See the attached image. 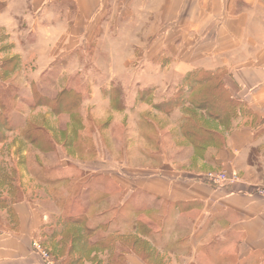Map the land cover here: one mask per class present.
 <instances>
[{
  "label": "rangeland",
  "instance_id": "1",
  "mask_svg": "<svg viewBox=\"0 0 264 264\" xmlns=\"http://www.w3.org/2000/svg\"><path fill=\"white\" fill-rule=\"evenodd\" d=\"M130 1L107 0V5L96 12L86 31L80 19L74 26L77 12H67L69 5L62 4L60 19L55 24L50 26L43 19L42 39L38 43L43 52L32 61H22L26 74L0 77L5 111L13 114L17 122L0 144V169L5 173L0 176V182L8 186L4 191L10 193L12 200H17L24 192L35 209L48 214L37 243L45 246L60 264L70 262L67 258L69 243H60L66 213L82 216V228L93 230L85 247H80V243L76 245V252L83 254L77 264L105 262V254L109 256L108 264L116 261L123 264L116 258L129 251L126 246H130L133 239L139 237L142 241L152 237L146 227L137 226H145L149 216L154 226L162 227L165 212L177 209L175 205L166 211L161 204L159 215L154 216L152 211L147 213L145 192L140 190L132 195L135 204H125L122 210H114L116 205L110 202L118 192L114 185L116 177L140 184L153 169V174L161 179L173 174L167 167L177 163L178 156L170 153L169 148L182 144L171 132L178 129L180 119L192 112L181 99L177 108L173 103L171 107L163 105L177 96L178 90L184 89L188 82L173 77L162 80L154 71L163 64L170 49V46L163 48V38H158L164 30L160 23L161 11L122 10L118 6ZM66 15L70 16L68 22L64 19ZM51 27L56 28L53 34ZM170 37L179 38L177 27L172 28ZM13 62V66H17V61ZM34 71H41V75ZM218 75L222 82L220 89L226 91L219 97V104L225 107L220 122L226 126L238 110L242 111V106L231 100L234 88L227 76ZM30 82L33 83L31 88ZM206 86L194 88L191 96L200 92L208 94V106L213 107L216 102L212 96L217 93ZM180 96L189 97L183 93ZM157 104L163 106H155ZM54 109L59 113H52ZM177 110L181 112L178 120L172 117ZM163 115L167 116L165 120ZM25 122L35 123L33 128L27 129L38 137L35 145L25 143L26 154L20 156L12 148L19 141L24 142L17 138L16 126L22 128ZM187 126L197 131L200 138L204 136L198 132L201 127L194 120ZM37 129H43L45 137L39 135ZM202 129L212 130L210 121H206ZM46 139L51 141L49 145ZM197 140L183 138L182 142L200 153L202 146ZM43 146L45 151H40ZM19 164L25 169L21 177L17 170ZM24 177L25 190L22 191ZM128 236L129 239H122ZM104 239L108 245L105 243L102 247L107 250L90 247Z\"/></svg>",
  "mask_w": 264,
  "mask_h": 264
},
{
  "label": "crops",
  "instance_id": "2",
  "mask_svg": "<svg viewBox=\"0 0 264 264\" xmlns=\"http://www.w3.org/2000/svg\"><path fill=\"white\" fill-rule=\"evenodd\" d=\"M106 2L0 0V74L7 71L1 66L4 60L17 61L7 76L26 74L22 61L43 52L38 48L43 19L50 26L55 24L62 4L69 5L67 12H77L74 26L80 19L86 31ZM118 6L122 10L161 11L164 30L158 38H163V48L170 46L165 61L154 70L162 80L173 77L181 81L192 71L222 73L234 88L231 100L242 106L226 126L206 120L216 138L203 145L200 153L182 142L185 137L179 128L173 130V137L182 145L169 148L178 156V162L167 167L171 176L158 178L153 169L140 184L116 177L119 195L110 198L114 210L134 205L132 195L138 190L145 192L144 209L154 216L159 215L161 204L166 211L177 205L175 212H165L162 227L154 226L148 216L142 225L152 235L142 240L146 253L126 251L123 264H264V199L256 194L264 185V0H131ZM69 18L66 15L64 19L68 22ZM173 27L178 28L177 39L170 37ZM55 30L51 27L50 33ZM34 73L41 75V71ZM180 113L177 110L172 117L177 119ZM163 116L165 120L167 116ZM17 138L20 140L19 131ZM25 145L19 141L12 151L25 155ZM17 170L20 177L25 175L20 164ZM208 172L236 175L239 182L215 188L203 181ZM24 183L25 177L22 191ZM5 187L0 182V264H42L32 245L38 242L49 216L35 209L24 192L12 200ZM107 256L105 262L97 263L108 264Z\"/></svg>",
  "mask_w": 264,
  "mask_h": 264
},
{
  "label": "trees",
  "instance_id": "3",
  "mask_svg": "<svg viewBox=\"0 0 264 264\" xmlns=\"http://www.w3.org/2000/svg\"><path fill=\"white\" fill-rule=\"evenodd\" d=\"M13 65H14L13 60L2 61L1 66L6 68L7 71L2 73V75L0 74V77L1 76L2 77L7 76L8 72L13 71V69H15V67ZM218 74L219 73H217V72L216 73H202V72H197V71H192V72L188 73L186 75V77L183 79L184 81L186 80L188 82V85L184 89L178 90L177 96L171 98V100L163 102L164 103L163 105H167V106H170L171 105L170 103H173L172 105L177 108V106H179L178 104H180L179 99H181V103L183 102L184 105L187 106V108L192 111L190 114H188L186 117H184L183 120L180 119V123H179L178 128H179L180 134L183 137L188 138V139H190V138L198 139L197 143L200 144L201 146H203L207 142L211 141V139L216 138L215 137L216 134L214 132H212V130H203L202 129L203 124L206 122V120L221 121L222 111L225 108L221 103L219 104V97L222 96L224 94V92H226V91L224 89V92H223L222 91L223 89H220V88H222V82H221V76ZM206 85H208V86H206ZM201 86H206V88H208V89L211 88L214 91H216L217 95L212 96V99L216 102L215 105H213V107L208 106L207 99L210 98L208 96V94L200 92V93H197L196 96H191V91H193L194 88L201 87ZM182 93L188 95L189 97L188 98L181 97L180 94H182ZM3 96H4V94H3ZM179 96L181 98H179ZM57 98L58 97H56L54 99V101L57 102ZM11 101H12V99H11ZM163 105L159 106V104H157L155 106L161 107ZM5 106H6V103H5V101L1 100V92H0V129H3L0 132V144L2 142H4V140H5L4 139L5 133L11 132L12 128H14L13 125L17 123L13 120L14 115L9 114L8 112L5 111L6 110ZM52 113L58 114L59 111H58V109H54L52 111ZM191 119L194 120L198 125H200L201 128L198 129V132L200 131L201 133L204 134V136H202L201 138H200V135L197 133V131L191 130L187 126L188 123L191 122ZM33 124H35V123L28 124L27 122H25L24 125L22 126V128H21V126H18V127L16 126V128L20 132V138L23 139L25 143H29L30 145H35L37 143V137H38L36 134H34V135L30 134V132L27 129L29 126H30V128H33L32 127ZM42 130L43 129H37V132H39V135H42L45 137V133ZM217 139L221 140L222 138L220 136H217ZM46 140H47L46 144L49 145L51 141L49 139H46ZM192 145H194V144H192ZM39 149H40V151H45L46 147L43 146ZM0 173H1L0 176L2 174L5 175V173L3 172V169H0ZM82 219H83L82 216L74 217V216H71L70 214L66 213L64 216V219L62 221L60 243L65 244V245L67 243H69V246L67 249V258L70 259L69 260L70 262L68 264H77L81 259H83L82 252L81 251H79L78 253L76 252L78 250V249H75L76 245H78L77 243H80L82 245L80 247H85V245L87 243H89L88 236L91 233H93L92 228L91 229L90 228H82V223H83ZM71 227H74V230H72V229L70 230ZM141 227H143V226H137V228H139V229ZM79 228H81V229H79ZM122 239L127 240V239H129V236L122 238ZM105 243L107 244V239H104L101 241L97 240L90 247H92V248L99 247L98 249H100V250H107V248L102 247ZM106 244H105V246H106ZM130 244H131L130 246H129V244L126 246L127 250L135 251L136 249H138V250H140L139 251L140 255H143L146 253V249H145L146 247L144 246L145 243H142V241L139 237L137 239H133ZM72 254L76 255L77 257L71 258L70 256ZM123 254H124V252L120 253L117 256L116 260H118V261L121 260ZM61 264H66V263L64 261ZM115 264H118V262L116 261Z\"/></svg>",
  "mask_w": 264,
  "mask_h": 264
},
{
  "label": "built area",
  "instance_id": "4",
  "mask_svg": "<svg viewBox=\"0 0 264 264\" xmlns=\"http://www.w3.org/2000/svg\"><path fill=\"white\" fill-rule=\"evenodd\" d=\"M203 181L215 188L233 186L239 182L236 175H227L224 172H208L203 176ZM256 194L264 199V185L257 188ZM34 252L40 257L42 264H60L49 250L37 242L33 243Z\"/></svg>",
  "mask_w": 264,
  "mask_h": 264
}]
</instances>
